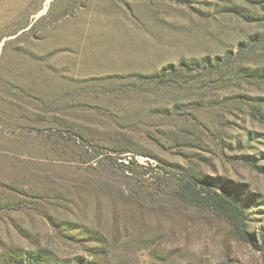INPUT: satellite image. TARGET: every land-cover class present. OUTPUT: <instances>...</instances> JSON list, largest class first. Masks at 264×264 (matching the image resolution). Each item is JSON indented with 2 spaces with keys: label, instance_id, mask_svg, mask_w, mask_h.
Returning a JSON list of instances; mask_svg holds the SVG:
<instances>
[{
  "label": "rangeland",
  "instance_id": "obj_1",
  "mask_svg": "<svg viewBox=\"0 0 264 264\" xmlns=\"http://www.w3.org/2000/svg\"><path fill=\"white\" fill-rule=\"evenodd\" d=\"M262 34L264 0H0V262L264 264L184 183L230 184L264 242ZM168 64L195 69L142 78Z\"/></svg>",
  "mask_w": 264,
  "mask_h": 264
},
{
  "label": "trees",
  "instance_id": "obj_2",
  "mask_svg": "<svg viewBox=\"0 0 264 264\" xmlns=\"http://www.w3.org/2000/svg\"><path fill=\"white\" fill-rule=\"evenodd\" d=\"M259 42H264V34L260 36H250L245 42H241L238 47V52L247 46H254ZM231 50L226 52L225 58L220 56L205 57L194 64L196 69L212 70L218 68L223 63H228L231 58ZM192 66L181 65L177 73L181 71L187 72L195 69ZM174 66L168 64L163 67L158 73L142 76L145 79H161L173 72ZM242 159L255 170L264 173V167L258 165L253 159L243 156ZM185 190L187 191L191 202L199 207L207 208L223 217L234 229L239 239L252 243L256 249L264 248V242L256 243L255 235H252L247 230L246 208L247 204L240 193L225 182L221 178L200 177L197 175H189L184 178ZM264 238V233L260 234ZM25 258V259H24ZM24 260V261H23ZM59 261V262H57ZM70 264V261L57 260L45 249H38L33 253L9 252L3 255L0 264ZM78 261L76 264H81ZM93 264V262H88Z\"/></svg>",
  "mask_w": 264,
  "mask_h": 264
}]
</instances>
